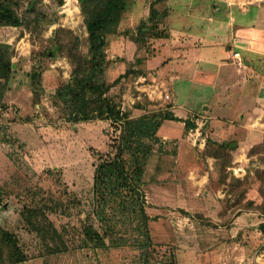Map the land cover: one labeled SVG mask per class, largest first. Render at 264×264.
I'll use <instances>...</instances> for the list:
<instances>
[{
	"label": "rangeland",
	"instance_id": "1",
	"mask_svg": "<svg viewBox=\"0 0 264 264\" xmlns=\"http://www.w3.org/2000/svg\"><path fill=\"white\" fill-rule=\"evenodd\" d=\"M123 1L115 32L105 36L106 97L129 120L167 112L169 72L145 68L164 51L167 11L154 9L161 0ZM0 2L20 22L0 26L12 64L2 81L0 142L9 162L0 174L7 169L16 181L0 180V264H264V142H214L194 128L168 139L158 130L142 188L150 243H138L145 233L135 203L105 208L111 220L98 222L95 166L113 155L121 124L66 122L54 97L72 84L76 58H89L82 9L92 10L90 0Z\"/></svg>",
	"mask_w": 264,
	"mask_h": 264
},
{
	"label": "crops",
	"instance_id": "2",
	"mask_svg": "<svg viewBox=\"0 0 264 264\" xmlns=\"http://www.w3.org/2000/svg\"><path fill=\"white\" fill-rule=\"evenodd\" d=\"M160 8L167 11L161 27L168 37L160 42L161 56L146 60L145 68L169 72L167 112L179 121H164L159 134L170 139L187 131L185 124L195 115L194 129H204L214 142L247 147L263 143L264 0H161L154 6ZM234 54L242 67H237ZM176 93L192 101L178 103ZM0 130L1 137V125ZM3 143L2 169L9 162ZM8 175L6 169L0 180L11 185L15 176Z\"/></svg>",
	"mask_w": 264,
	"mask_h": 264
},
{
	"label": "trees",
	"instance_id": "3",
	"mask_svg": "<svg viewBox=\"0 0 264 264\" xmlns=\"http://www.w3.org/2000/svg\"><path fill=\"white\" fill-rule=\"evenodd\" d=\"M95 4L96 6L93 7ZM90 5L92 6L90 12L85 8L82 9L86 15L89 58L79 56L76 58L71 73L72 84L59 87L54 97L65 107L66 122L105 120L112 124L118 122L121 124L119 136L110 146L113 149V155H108L95 166L94 217L102 224L109 222L111 218L105 214V208L109 209L113 204L121 207L129 202L135 203L139 209L140 224L144 227L145 233L142 237L144 242L141 239L138 243L144 246L147 240L150 243L147 233L149 217L145 213L142 189L144 168L153 153V146L160 142L157 133L162 123L179 120L166 111L129 120L106 97L109 86L103 79L106 63L103 50L106 44L105 36L115 32L121 13L125 10V4L123 0H90ZM8 8L5 3L0 2V26H19V19ZM153 14L151 9L149 18ZM11 72L12 64L7 55L6 46L0 45V102L6 88L2 81L7 80ZM185 125L186 130L195 128L189 122ZM3 197L4 192L0 187V206L3 204ZM125 212L124 210L123 213ZM103 236L106 237L107 233L104 232ZM92 245L96 248L105 246Z\"/></svg>",
	"mask_w": 264,
	"mask_h": 264
},
{
	"label": "built area",
	"instance_id": "4",
	"mask_svg": "<svg viewBox=\"0 0 264 264\" xmlns=\"http://www.w3.org/2000/svg\"><path fill=\"white\" fill-rule=\"evenodd\" d=\"M238 57H239L238 54L233 55V58L236 60L237 67H242V62L238 61L239 60ZM166 98L168 99L169 97L166 96ZM263 241H264V234H263Z\"/></svg>",
	"mask_w": 264,
	"mask_h": 264
}]
</instances>
